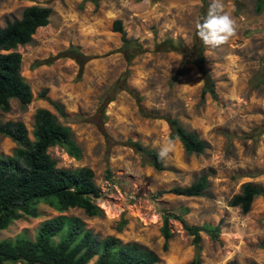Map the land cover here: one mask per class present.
<instances>
[{
    "label": "rangeland",
    "instance_id": "1",
    "mask_svg": "<svg viewBox=\"0 0 264 264\" xmlns=\"http://www.w3.org/2000/svg\"><path fill=\"white\" fill-rule=\"evenodd\" d=\"M209 2L0 0L1 27L20 19L27 7L51 9L49 24L37 29L29 44L15 49L32 101L22 107L11 100L10 111L0 112V121L22 122L32 140L36 111L49 110L69 128L80 159L60 146L48 154L58 168L93 171L101 193L94 202L102 211L101 216L88 217L80 209L59 213L39 204L38 218L14 221L0 232V241L21 235L33 240L42 222L65 215L79 218L100 239L115 237L123 244L140 245L158 256L157 264H192L196 258L200 264H264V198H255L247 213L230 206L244 184L264 189V4L258 12L256 0H224L225 10L237 21V34L209 47L195 31ZM116 21L136 47L129 61L121 35L114 31ZM198 46L215 83V99L202 96L196 58L188 62L179 52L194 55ZM72 51L85 57L82 67ZM43 90L47 92L42 99ZM167 118L204 141V152L187 154L171 138ZM169 139L174 146L161 159V171L127 144L137 142L158 154ZM15 148L0 135V156L12 155ZM202 174L208 180L202 196L167 193L190 186ZM165 214L181 217L189 226L219 225V232L215 239L200 232L197 252L180 221L170 219L173 236L163 251Z\"/></svg>",
    "mask_w": 264,
    "mask_h": 264
},
{
    "label": "trees",
    "instance_id": "2",
    "mask_svg": "<svg viewBox=\"0 0 264 264\" xmlns=\"http://www.w3.org/2000/svg\"><path fill=\"white\" fill-rule=\"evenodd\" d=\"M264 0H256L260 12ZM51 9L42 6H30L23 10L21 18L0 26V112L10 111V101L17 100L24 107L31 103L32 93L20 74L21 55L15 51L18 46L31 42L37 29L49 24ZM114 31L121 35L122 52L126 60L136 55V47L126 38L121 22L114 23ZM171 46V45H170ZM173 47H167L170 50ZM71 57L82 67L85 57L72 51ZM139 52V51H138ZM181 54L198 68L203 82L202 96L216 98L215 83L204 68V58L200 46L192 51L179 50ZM46 90L39 94L45 98ZM61 115L62 108L52 103ZM161 118V117H160ZM163 118V117H162ZM171 138L177 139L187 154H201L206 145L196 134L185 131L176 119L167 118ZM0 135L16 144L13 154L0 156V232L21 218H38V205L44 204L59 213L68 209H80L88 217L102 215L95 199L101 196L94 182V173L89 168H58L57 163L48 154L52 147H63L74 159H80V150L70 137V130L57 122L56 117L47 109L36 111L33 119L31 140L25 125L20 121H0ZM127 144L137 152L145 154L150 164L157 170H163L158 154L148 151L137 142ZM205 174L185 188L175 187L167 191L181 197H200L207 189ZM257 197L264 198V189L246 183L240 194L230 201L231 207L239 206L243 213L249 212ZM177 219L184 231L192 237V244L199 250L200 232L205 231L211 239L219 232V225L212 227L189 226L181 217L165 214L161 227L164 239L163 251L173 234L169 220ZM96 257L94 264H157L158 256L136 243H121L115 237L100 239L76 217L59 215L45 220L39 226L33 240L25 235L0 241V264H88ZM192 264H200L196 258ZM253 264V263H251Z\"/></svg>",
    "mask_w": 264,
    "mask_h": 264
},
{
    "label": "clouds",
    "instance_id": "3",
    "mask_svg": "<svg viewBox=\"0 0 264 264\" xmlns=\"http://www.w3.org/2000/svg\"><path fill=\"white\" fill-rule=\"evenodd\" d=\"M195 31L205 46L217 47L235 37L237 21L225 10L224 0H210L206 15L195 23ZM173 146L174 141L171 139L161 143L158 157L166 159Z\"/></svg>",
    "mask_w": 264,
    "mask_h": 264
}]
</instances>
